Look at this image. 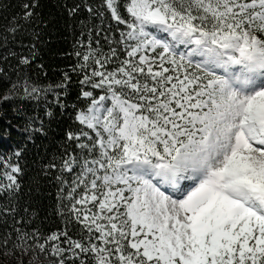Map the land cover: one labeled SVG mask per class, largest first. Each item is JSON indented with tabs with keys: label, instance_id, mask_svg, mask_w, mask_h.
<instances>
[{
	"label": "snow or ice",
	"instance_id": "1",
	"mask_svg": "<svg viewBox=\"0 0 264 264\" xmlns=\"http://www.w3.org/2000/svg\"><path fill=\"white\" fill-rule=\"evenodd\" d=\"M20 7L7 26L13 39L38 4ZM85 8L109 12L119 39L107 52L89 44L75 53L87 106L75 117L83 127L67 137L80 151L45 166L61 185L77 170L64 208L79 238L13 225L0 237L4 255L31 252L28 264L40 255L47 264H264V0ZM18 84L29 98L44 91L25 77L0 99L17 95ZM0 165V192L11 199L22 169L10 157Z\"/></svg>",
	"mask_w": 264,
	"mask_h": 264
},
{
	"label": "trees",
	"instance_id": "2",
	"mask_svg": "<svg viewBox=\"0 0 264 264\" xmlns=\"http://www.w3.org/2000/svg\"><path fill=\"white\" fill-rule=\"evenodd\" d=\"M24 2L31 0H0V97L8 94L13 82L22 83L25 77L30 85L44 91L29 98L18 84L17 95L0 99V159L10 157L22 169L16 174L19 188L11 199L0 192V237L16 225L29 231L39 228L44 235L67 230L73 238H79L81 226L68 218L64 208L69 203L64 197L77 170L65 171L63 179L68 183L61 185L55 178L60 174L58 170L45 166L53 157L59 162L65 149L74 154L80 151L67 137L68 132L83 127L75 117L79 109L87 106L86 98L81 96L84 71L78 67L83 61L75 53L83 54L89 44L107 52L109 46L116 47L112 41L119 39V32L109 12L92 15L85 8L87 4L96 9L102 0H36L38 7L33 17L20 21L13 39L7 26L22 11L20 5ZM76 5L80 7L69 15L68 9ZM6 34L7 44L3 40ZM21 56L29 57V63H20ZM88 64L89 72L96 67L91 60ZM62 82L67 91L56 87ZM84 87L94 95L99 92ZM17 150L19 158L14 155ZM3 170L0 165V180ZM81 191L77 188V195ZM6 206L14 207L15 212L5 214ZM30 260L31 252L15 251L6 256L0 246V264H28ZM33 264H47V258L40 255Z\"/></svg>",
	"mask_w": 264,
	"mask_h": 264
},
{
	"label": "rangeland",
	"instance_id": "3",
	"mask_svg": "<svg viewBox=\"0 0 264 264\" xmlns=\"http://www.w3.org/2000/svg\"><path fill=\"white\" fill-rule=\"evenodd\" d=\"M78 207H80V206L78 205ZM88 207H91V205H88Z\"/></svg>",
	"mask_w": 264,
	"mask_h": 264
}]
</instances>
